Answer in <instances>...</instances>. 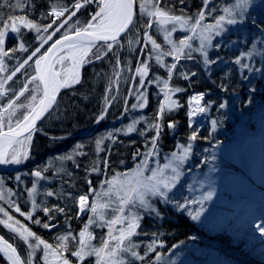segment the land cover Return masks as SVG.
<instances>
[{
	"label": "trees",
	"instance_id": "16d2710c",
	"mask_svg": "<svg viewBox=\"0 0 264 264\" xmlns=\"http://www.w3.org/2000/svg\"><path fill=\"white\" fill-rule=\"evenodd\" d=\"M80 1L0 0V42L14 25H21L17 33H9L0 53V94L5 90L18 96L36 74L34 61L54 40L93 23L99 5L83 7L57 31L64 18L53 23L54 11L69 9L68 17ZM167 1L157 0L158 10L164 13L150 21L141 15L140 0H136L130 32L113 46L91 50L81 81L62 91L52 112L27 137L30 142L23 162L0 171L10 199L4 206L32 239L30 244L12 239L1 224L0 235L25 264H105L114 257L118 264H172L181 259L183 264H264V59L243 39L247 37L244 30H227L211 48L204 37L197 46L209 49L212 72L197 81L190 74L199 65L189 60L193 46L187 45L174 65L176 55L164 42L157 40L163 50L155 55L148 40L159 18L170 17L180 24L188 18L197 20L207 0H192L188 11L180 13L177 5ZM236 16L240 22L248 19L244 14ZM246 27L251 42L264 34V23L247 21ZM186 38L176 33L171 43L183 46ZM246 54L251 57L247 65L243 63ZM193 95L204 97L203 125L190 119L188 103ZM141 98L147 103L144 122L135 134L125 136L123 126L132 121L133 108ZM4 102L0 101V114ZM22 116L12 128L0 117V133L17 127ZM238 139L240 148L234 146ZM154 142L165 155L177 146H190L191 158L182 168L178 191L188 201L193 196L191 188L199 186L202 195L216 198L214 204L205 203L207 216L196 219L188 206L180 209L181 195L172 204L166 200L153 222L134 204L123 207L127 194L116 190L112 179L136 176ZM222 143L233 145V150L227 155L214 153ZM247 159L245 168L242 164ZM208 174L219 178L211 180ZM237 175L245 178L242 187L232 180ZM37 180L41 181L39 193L32 203L30 191ZM98 193L107 208L97 213L99 217L80 215V198L93 203ZM149 226L153 230L142 233ZM0 264H8L1 255Z\"/></svg>",
	"mask_w": 264,
	"mask_h": 264
},
{
	"label": "rangeland",
	"instance_id": "374dc122",
	"mask_svg": "<svg viewBox=\"0 0 264 264\" xmlns=\"http://www.w3.org/2000/svg\"><path fill=\"white\" fill-rule=\"evenodd\" d=\"M167 2H170L171 5H177L176 11L180 13L188 11V5L192 3V0H168ZM101 3L102 5L99 6L98 13L93 23L91 25H88L87 27H101L106 23L114 25L117 22L118 0H102ZM183 4H186L185 8H182ZM139 11L142 16L148 17L150 21L160 16L163 12H161V10H158L157 0H140ZM252 12L254 13L252 14ZM200 13L201 14L197 18V20L188 18V20L183 21L182 24L170 17L159 18L157 23L153 25L151 29L152 36H150L148 40L153 48L154 54L158 55L163 50L161 44L157 42V40H160L161 42H164V44L169 49H171L170 52H172V54L174 53V55H176L174 65H177L179 64L181 58L180 56L183 54L186 46H193L190 52H188L189 60H192L194 62V65L196 60V64L199 65H195L196 67L190 72V74H194L197 78V81H200L202 79H206L204 78V73L209 75L212 70L209 63L210 51L208 48L203 49L198 47L197 45L199 44V41L205 37L207 46L211 48L215 40H223L224 35H226L227 33V30H231L233 32H242L244 30L245 33H247V37H244L243 39L246 42L248 41L249 46H252L251 48L254 49L256 55L258 54V57H262L264 59V34H260L261 36L258 37V39L253 38L251 42L249 41V29L246 27L247 21L249 23H264V0H207L201 8ZM236 13L240 15L244 14V16L246 15L245 17H248V19H246V22H240L239 18L236 16ZM73 17V14L68 17H64V22L61 24L60 28L57 31H60L62 27L67 24ZM20 26V24L14 25L11 31H7L6 34H4L0 42V53L3 50V45L5 43V40L9 36V33H17L21 28ZM24 26L36 30V27L34 26H29L25 23ZM188 31L189 36L186 38L185 33H187ZM176 33H180L181 39L186 38L183 46H181V42H179L180 44L178 43L177 46H174L171 43L173 41V36H175ZM65 35L67 34H64L63 36ZM45 44L46 43H44V45ZM179 46L182 47L180 50ZM194 46L197 47L194 48ZM89 50L90 47L77 46L71 50L65 51L55 60L54 69L59 76V81L62 89L73 87L79 83L80 74L83 68V61L85 59L86 53L89 52ZM40 57L41 55L34 61V73L36 72L35 64L40 59ZM245 57L246 61L242 62L247 65L251 57L248 54H246ZM30 61L31 59L24 63L21 69ZM200 69L201 72H199ZM195 70L196 72L194 73ZM7 93L10 94V100H6L4 102L5 104L1 103L2 110L0 117L3 123L9 121L8 125L10 126V128H12L13 124L16 122H14V120L17 119L19 115H23L22 117L24 120L28 116H30V114L33 113V111L42 100V90L40 83L36 78V74L29 78L23 91H21L18 96L13 97L11 96V93L9 91L5 90L1 94ZM146 104L147 103L145 101V98H141L139 102L136 103L135 107L133 108L132 121H129L123 126V135L129 136L135 134V132L137 131V127H139V125L144 122L143 111L146 108ZM190 115L192 117V113ZM205 118L206 117L204 111V118L201 121L202 124H205ZM192 119L194 121L196 120L194 118ZM159 130L160 126L158 125L154 133V141L156 142L159 138ZM237 131V135H239L243 132V128L237 129ZM111 135L113 134L111 133L110 135L103 136V140L111 137ZM29 142L30 139L26 138L19 144H17L14 148H12V150L9 152L4 170L16 168L23 162L25 156L28 153ZM234 143V146L238 148L242 146V142H240L239 139ZM234 146L222 143L218 144L213 149V151L214 153L220 155H227L233 150ZM9 158L11 159L10 161ZM190 158V146H177L171 154L165 155L161 147L155 146L154 142L143 165V168L139 171L138 174H136V176L135 174L132 176L117 175L112 179V186H114L115 189L120 193L122 192L127 194V198L123 207H126V205H128V207H131L134 204L135 206H137L141 214H143L150 222H153L160 217L159 207L164 206L166 200L170 201V203L172 204L174 203L173 201L176 199V197L178 195H181L183 201L180 204V209L188 206L189 211L196 219H201L207 216V208H204L207 204L205 203L214 204V202H217L216 198L210 197L207 193L205 195H202L199 186L191 188L193 196L188 201H186L187 199L186 195H184V192L178 191L179 182L184 176L182 168L190 161ZM256 159L257 157H255V161L256 163H258V160ZM248 162L249 159L245 160L242 166L246 168ZM208 178L211 180H217L219 177L214 176L213 178V174H208ZM232 180L235 181L240 187L245 184V178L241 175H237L236 177L232 178ZM36 182V185L30 191L32 203L38 196L40 188L39 182L41 183V181L37 180ZM247 190L251 192L249 189ZM210 195L212 196V194ZM261 198L264 199V196H262ZM5 203L10 204V199L0 177V224L12 237V239L21 240L26 244H30L32 235L27 231L26 228H24L20 223L14 220L12 215L6 210L4 206ZM106 205L107 202L104 201V198L100 195V193L96 194L93 203H91L89 199H80L78 201L79 213L83 216L86 214H88L89 216L95 214L96 217H99L97 213H100L101 210H105L107 208ZM34 209L35 208H33V210ZM126 213L131 214V212ZM29 215L27 216L29 217ZM262 221L264 222V215H262ZM131 228H133V226ZM149 230H153V228H151V226L144 227L141 231L142 233L147 234ZM86 233L88 235V238H90V241L91 235L89 234V229ZM0 255L8 264H14L13 261L6 255L2 253H0ZM176 258L180 259L178 256L175 257V259ZM56 259L58 258L56 257ZM116 259L117 257L108 258L107 261H105V264H118ZM183 260L181 259V261L177 263L172 261V264H183ZM101 262H104V259H102Z\"/></svg>",
	"mask_w": 264,
	"mask_h": 264
},
{
	"label": "water",
	"instance_id": "95a60500",
	"mask_svg": "<svg viewBox=\"0 0 264 264\" xmlns=\"http://www.w3.org/2000/svg\"><path fill=\"white\" fill-rule=\"evenodd\" d=\"M124 2L127 7V18L117 30L106 34H95L92 31V27H87L82 31L62 36L49 45L44 54L35 64L36 78L40 83L42 90L41 102L36 107L35 113H32L33 115L30 114V116L23 120L17 127L8 131H2L0 133V141L4 139L8 140L11 148H13L18 142L34 134L39 125L55 108L58 98L64 89L60 87L54 92L53 80L58 75L54 69V62L62 53L67 51L69 47L90 46L95 48L99 45L113 46L130 32L136 19L137 4L136 0H124ZM89 54L90 52L86 53L85 59ZM199 103L202 105V100H199ZM201 112L203 116L204 111L202 109ZM3 170L4 167H0V171ZM0 238L7 241L1 235ZM9 245L14 249L15 255L19 259L20 264H25L17 249L11 243H9Z\"/></svg>",
	"mask_w": 264,
	"mask_h": 264
},
{
	"label": "bare ground",
	"instance_id": "6f19581e",
	"mask_svg": "<svg viewBox=\"0 0 264 264\" xmlns=\"http://www.w3.org/2000/svg\"><path fill=\"white\" fill-rule=\"evenodd\" d=\"M127 18V7L124 0H118V19L114 25H110L106 23L104 26L101 27H92V31L95 34H106L111 33L114 30H117L126 20ZM77 46H71L68 50H71ZM67 50V51H68ZM61 87L59 76L57 75L53 80V89L54 92ZM35 110L33 111V114ZM191 113L192 117L196 119H200L202 116L201 106L198 100L191 102ZM32 114V115H33ZM11 145L8 140H1L0 141V167H5L7 163V157L9 152L11 151ZM0 253L9 257L14 264H20L19 259L15 255L14 249L9 245V243L3 238H0Z\"/></svg>",
	"mask_w": 264,
	"mask_h": 264
},
{
	"label": "built area",
	"instance_id": "2783aa9c",
	"mask_svg": "<svg viewBox=\"0 0 264 264\" xmlns=\"http://www.w3.org/2000/svg\"><path fill=\"white\" fill-rule=\"evenodd\" d=\"M101 1L102 0H84V2L81 5L84 6L85 4H88V3L96 4V3H99ZM64 14H65V12L61 11V12L56 13L55 16H56V18H59V17L63 16ZM4 97L7 98V95L1 96L0 98L3 99Z\"/></svg>",
	"mask_w": 264,
	"mask_h": 264
}]
</instances>
